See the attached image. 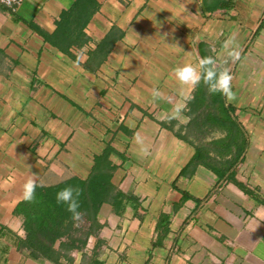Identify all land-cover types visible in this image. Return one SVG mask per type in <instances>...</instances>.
<instances>
[{"label":"crops","instance_id":"crops-1","mask_svg":"<svg viewBox=\"0 0 264 264\" xmlns=\"http://www.w3.org/2000/svg\"><path fill=\"white\" fill-rule=\"evenodd\" d=\"M207 56L231 69L224 103L248 142L223 176L193 163L197 86L173 75ZM96 161L113 166L109 200L52 244L38 232L47 259L23 184L86 179ZM0 264H264V0L0 3Z\"/></svg>","mask_w":264,"mask_h":264},{"label":"trees","instance_id":"trees-1","mask_svg":"<svg viewBox=\"0 0 264 264\" xmlns=\"http://www.w3.org/2000/svg\"><path fill=\"white\" fill-rule=\"evenodd\" d=\"M206 90L205 85L200 83L192 99L189 100L188 111L189 113L193 111V114H190V123L186 125L187 131L184 132L191 136L190 142L195 148L196 155L193 157V163L206 165L217 175L223 176L230 169L233 171L243 158L248 142L242 127L225 105L221 94H209V101L202 106ZM207 99L208 96L204 98L205 101ZM183 133L182 137L187 139L188 136ZM215 133H219V136L210 141L206 142L202 138L214 137ZM178 135L181 136V133ZM112 172L113 166L109 162L103 164L102 161H96L94 169L86 179L73 176L58 183L59 185L42 190L37 189L36 199L33 202L24 201L23 204L27 207L25 209H28L26 222L35 229V232H31L34 248L47 259L52 260L57 254L51 247L38 245L37 236L41 233L42 239L52 244L57 237L63 235V227H68V222L72 220L71 214L67 211V205L57 203L56 195L61 189L68 186L79 188L81 190L80 211L87 213V219L95 221L99 206L109 200Z\"/></svg>","mask_w":264,"mask_h":264},{"label":"clouds","instance_id":"clouds-1","mask_svg":"<svg viewBox=\"0 0 264 264\" xmlns=\"http://www.w3.org/2000/svg\"><path fill=\"white\" fill-rule=\"evenodd\" d=\"M177 49L182 50L180 47L174 45ZM223 48L227 52V56L232 63L240 60L242 49L239 44L235 42V37H229L223 44ZM227 64V61H225ZM173 75L182 86H192L195 88L201 82L207 86L209 94H221L226 103H231L236 99V94L232 89V81L234 79L231 74L230 67L219 68L216 59L211 56L201 57L198 62L184 63L173 69ZM155 97L162 96V93L153 89L152 93ZM138 143H142V138L139 133L135 135ZM147 152V149H143ZM40 186L38 183V175L31 173L23 184L22 199L25 202L31 203L36 199V189ZM81 190L72 186L61 189L57 195V203L67 205V211L71 214L74 222L79 223L83 221L85 213L80 211L81 203L79 197Z\"/></svg>","mask_w":264,"mask_h":264},{"label":"built area","instance_id":"built-area-1","mask_svg":"<svg viewBox=\"0 0 264 264\" xmlns=\"http://www.w3.org/2000/svg\"><path fill=\"white\" fill-rule=\"evenodd\" d=\"M23 0H0V3L3 6L14 8L15 6L19 5Z\"/></svg>","mask_w":264,"mask_h":264}]
</instances>
